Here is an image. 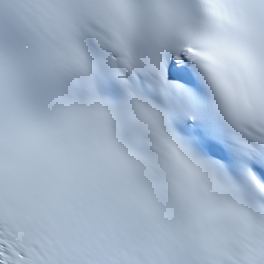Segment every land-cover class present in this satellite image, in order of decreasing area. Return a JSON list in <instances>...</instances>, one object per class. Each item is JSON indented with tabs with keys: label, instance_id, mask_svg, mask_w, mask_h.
Segmentation results:
<instances>
[{
	"label": "snow or ice",
	"instance_id": "1",
	"mask_svg": "<svg viewBox=\"0 0 264 264\" xmlns=\"http://www.w3.org/2000/svg\"><path fill=\"white\" fill-rule=\"evenodd\" d=\"M0 264H264V0H0Z\"/></svg>",
	"mask_w": 264,
	"mask_h": 264
}]
</instances>
